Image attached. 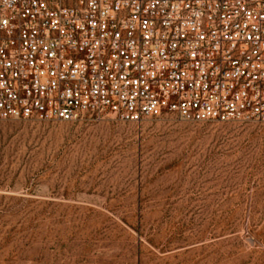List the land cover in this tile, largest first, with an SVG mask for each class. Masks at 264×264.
Masks as SVG:
<instances>
[{
	"label": "rangeland",
	"instance_id": "rangeland-1",
	"mask_svg": "<svg viewBox=\"0 0 264 264\" xmlns=\"http://www.w3.org/2000/svg\"><path fill=\"white\" fill-rule=\"evenodd\" d=\"M0 264H264V122L0 120Z\"/></svg>",
	"mask_w": 264,
	"mask_h": 264
},
{
	"label": "built area",
	"instance_id": "built-area-1",
	"mask_svg": "<svg viewBox=\"0 0 264 264\" xmlns=\"http://www.w3.org/2000/svg\"><path fill=\"white\" fill-rule=\"evenodd\" d=\"M264 122V0H0V120Z\"/></svg>",
	"mask_w": 264,
	"mask_h": 264
}]
</instances>
